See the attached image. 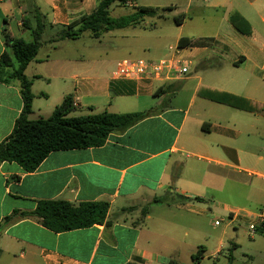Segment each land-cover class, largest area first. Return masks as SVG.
I'll return each instance as SVG.
<instances>
[{"label": "crops", "instance_id": "1", "mask_svg": "<svg viewBox=\"0 0 264 264\" xmlns=\"http://www.w3.org/2000/svg\"><path fill=\"white\" fill-rule=\"evenodd\" d=\"M100 1L0 0V60L7 50L5 33L31 42L36 12L46 24L43 46L25 70L35 96L30 119L49 118L68 95L74 97L75 115L154 111L126 131L110 134L101 147L52 152L34 172L16 162L0 164V259L8 264H183L184 255L200 243L203 218L222 210L228 216L237 212L233 221H253L251 215L259 211L222 201L235 188L241 196L248 193L249 205L264 211V202L259 203L264 190L242 177L256 174L264 181V115L200 94L219 91L264 106V0H212L208 8L223 29L212 36L185 37L194 43L180 48L190 60L189 73L167 82L112 78L118 61L141 59L134 58L139 47L124 40L136 39L138 29L158 30L154 17L94 38L112 45L97 50L107 56L100 63L91 61L87 51L65 52L73 49L74 40H59L62 28L91 14ZM125 7L141 6L134 0ZM186 8L203 9L197 0H187ZM233 13L249 23L250 35L234 28ZM186 15L182 27L192 19ZM195 62L198 70L192 73ZM8 71L0 69V77ZM23 105L20 82L0 80V143L13 132ZM227 108L246 115L227 113ZM167 192L170 204L154 203ZM57 199L107 201L111 226L55 233L35 217L7 220L16 211H35L39 201ZM146 206L149 213L143 218Z\"/></svg>", "mask_w": 264, "mask_h": 264}, {"label": "trees", "instance_id": "2", "mask_svg": "<svg viewBox=\"0 0 264 264\" xmlns=\"http://www.w3.org/2000/svg\"><path fill=\"white\" fill-rule=\"evenodd\" d=\"M132 1L134 0H101L91 14L63 27L58 35L59 40H77L86 32H90L92 38L98 39L106 32L139 26L147 17L164 18V12L172 10L171 7L141 6L135 7L132 14L118 18L111 16L110 10L114 5L125 6ZM186 19L187 15L182 13L175 17L174 21L176 25L181 26ZM230 22L242 34H251V26L239 13H233L230 16ZM45 28L43 16L36 12L31 42L16 39L9 33H5L7 50L0 60V69H10L6 76L0 77V80L3 82L18 80L24 102L22 113L16 121L13 132L0 143V164L16 162L29 173L34 172L52 152L101 147L110 134L124 132L154 113L152 110L127 114L104 111L98 114L75 115L74 97L68 95L49 118L30 119L35 96L32 92L33 81L25 75V70L37 59L43 46ZM190 46H194L190 39L183 37L179 40V48ZM200 94L235 109L264 115V106L240 96L213 90H204ZM171 196V193L167 192L163 196L155 197L154 203L170 204ZM195 200L202 201L200 198ZM109 210L110 203L107 201L74 204L63 199L42 200L38 202L35 211H16L7 220L14 216L35 217L43 227L55 233H62L95 225L105 224L110 227ZM148 213L149 207L146 206L142 209V217H146ZM256 233L264 235V224L256 228ZM204 254L205 248L199 247L197 253L193 255V264H200ZM168 264L180 263L170 261Z\"/></svg>", "mask_w": 264, "mask_h": 264}, {"label": "rangeland", "instance_id": "3", "mask_svg": "<svg viewBox=\"0 0 264 264\" xmlns=\"http://www.w3.org/2000/svg\"><path fill=\"white\" fill-rule=\"evenodd\" d=\"M199 4H202L203 9H191L189 11L186 8L187 0H135L138 6H160V8H166L167 6H178L177 9L164 12V18L158 20L156 16L153 18L154 21L159 22L161 25L158 30H141L138 29L139 36L136 39L124 40L125 43L132 42V44L139 47L138 52L134 55V58H141L147 61L156 60L159 58L170 57L172 51L169 46L175 48L178 38L190 37L198 38L199 36H212L222 30V23L218 19L217 15L212 9H209L212 0H197ZM207 7V8H206ZM135 10L132 7L125 6H114L110 10V14L114 18L125 16L127 13ZM186 13L192 16V19H188L186 24L182 26L176 25L174 19L181 13ZM14 26V25H13ZM30 33V32H29ZM32 40L31 38L27 39ZM44 40H47V32L44 35ZM108 41V38H106ZM117 39L114 42H119ZM74 45L73 49H66L65 52H76L87 51L90 60H97L100 63L101 60L105 59L104 53L97 51L99 48H105L109 43L100 45L99 42L92 38L90 32H86L79 40L71 42ZM79 50V51H77ZM42 54L44 52H41ZM113 58V55H109ZM198 61V59L196 60ZM96 62V63H97ZM197 62L191 68L192 73L198 70L196 69ZM240 78V77H239ZM242 78V77H241ZM240 78V79H241ZM216 107V106H213ZM227 113L236 114L238 117L246 115L244 112H240L231 108H227ZM231 114H228L231 116ZM254 170L262 172L261 169L255 168ZM255 171V172H256ZM244 181L252 182L254 188L264 190V181L260 179L256 174L252 176H242ZM247 190L250 187L246 186ZM248 193L244 192V195H240L238 189H234L232 197H222L223 202H228L229 205L242 204L243 206L251 207L255 212H261L256 209L255 205H249L247 201ZM243 200V201H242ZM218 201V202H222ZM256 202V201H255ZM262 198L259 203H263ZM240 214L244 215V212ZM248 216V215H245ZM219 221L216 225L215 221ZM249 221H236L231 220L228 215L222 210H217L213 216L202 219L201 233L199 234L200 243L199 247L205 248L204 258L200 264H264V235L251 234ZM223 244L221 245V243ZM196 247L193 252L188 251L182 258L183 264H193V255L197 253L198 248ZM17 263V261H15ZM23 261L21 260V264ZM0 264H8L6 259H0Z\"/></svg>", "mask_w": 264, "mask_h": 264}, {"label": "built area", "instance_id": "4", "mask_svg": "<svg viewBox=\"0 0 264 264\" xmlns=\"http://www.w3.org/2000/svg\"><path fill=\"white\" fill-rule=\"evenodd\" d=\"M172 55L159 60L145 59H122L117 62L116 69L112 73L115 80L130 81H161L167 82L184 77L189 73L190 60L181 54L177 46L170 47ZM75 105V103H74ZM237 212H232L229 218L233 220ZM253 221L250 223L251 234H256V228L264 224V211L251 215ZM218 225L219 221H215Z\"/></svg>", "mask_w": 264, "mask_h": 264}]
</instances>
